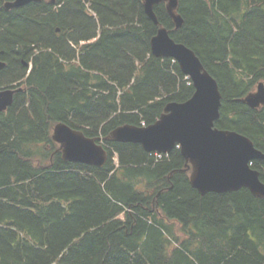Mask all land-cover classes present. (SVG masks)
Segmentation results:
<instances>
[{
  "label": "trees",
  "instance_id": "trees-1",
  "mask_svg": "<svg viewBox=\"0 0 264 264\" xmlns=\"http://www.w3.org/2000/svg\"><path fill=\"white\" fill-rule=\"evenodd\" d=\"M6 1L0 87L21 81L25 89L0 113V264H264V199L248 189L202 196L179 149L159 158L103 140L109 158L97 167L66 161L52 139L59 122L95 139L150 126L169 102L193 95L178 64L151 53L163 26L218 82L215 127L264 152V108L242 101L264 83V0H180L179 29L164 3L156 26L144 0H42L11 10ZM24 62H32L27 78ZM252 167L264 182V160Z\"/></svg>",
  "mask_w": 264,
  "mask_h": 264
},
{
  "label": "water",
  "instance_id": "water-1",
  "mask_svg": "<svg viewBox=\"0 0 264 264\" xmlns=\"http://www.w3.org/2000/svg\"><path fill=\"white\" fill-rule=\"evenodd\" d=\"M41 0H14L5 3L7 10L24 7ZM166 2L169 16L177 28L183 25L177 14L179 0H144L145 14L158 25L156 5ZM151 52L157 58L176 60L182 73L194 86L193 95L185 102L169 103L161 117L148 127L123 125L114 129L106 141L140 144L147 153H171L177 145L191 170L190 184L202 196L209 193L226 194L248 189L253 196L264 199V182L260 172L252 167L255 160H264V152L254 142L235 131L215 127L220 118L222 94L218 82L206 70L195 52L177 43L168 30L160 28L151 40ZM5 63L0 61V70ZM20 89L0 90V112L12 106ZM252 109L264 106V85L242 100ZM53 140L60 145L68 162L103 167L108 152L96 139L64 122L55 125Z\"/></svg>",
  "mask_w": 264,
  "mask_h": 264
},
{
  "label": "rangeland",
  "instance_id": "rangeland-1",
  "mask_svg": "<svg viewBox=\"0 0 264 264\" xmlns=\"http://www.w3.org/2000/svg\"><path fill=\"white\" fill-rule=\"evenodd\" d=\"M174 229H175V232H176L179 236L182 235V234H181V230H180V229H181L180 226L177 225L176 227H174Z\"/></svg>",
  "mask_w": 264,
  "mask_h": 264
},
{
  "label": "flooded vegetation",
  "instance_id": "flooded-vegetation-1",
  "mask_svg": "<svg viewBox=\"0 0 264 264\" xmlns=\"http://www.w3.org/2000/svg\"><path fill=\"white\" fill-rule=\"evenodd\" d=\"M5 68H6V67H4V69H5ZM262 108H264V106H261V107H260V109H262ZM258 109H259V108H258Z\"/></svg>",
  "mask_w": 264,
  "mask_h": 264
}]
</instances>
